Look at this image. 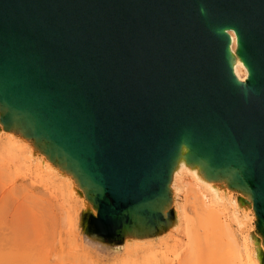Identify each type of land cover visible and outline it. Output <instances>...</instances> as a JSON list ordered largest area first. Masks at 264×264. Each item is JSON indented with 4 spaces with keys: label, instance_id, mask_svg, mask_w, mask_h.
Instances as JSON below:
<instances>
[{
    "label": "water",
    "instance_id": "1",
    "mask_svg": "<svg viewBox=\"0 0 264 264\" xmlns=\"http://www.w3.org/2000/svg\"><path fill=\"white\" fill-rule=\"evenodd\" d=\"M2 141L76 200L68 256L173 244L188 170L264 264V0H0Z\"/></svg>",
    "mask_w": 264,
    "mask_h": 264
},
{
    "label": "bare ground",
    "instance_id": "2",
    "mask_svg": "<svg viewBox=\"0 0 264 264\" xmlns=\"http://www.w3.org/2000/svg\"><path fill=\"white\" fill-rule=\"evenodd\" d=\"M231 34L234 38L233 48L236 49V36L233 32ZM236 72L241 79L247 78L248 72L244 65H237ZM13 161L19 171H28L31 178L41 179L55 190L53 192L57 196L67 200L64 223L66 231L73 232L77 226L79 209L76 200L69 196L66 184L34 168L25 151H19L5 141L0 142V179L1 167L7 169ZM175 183L179 191L181 216L179 238L173 244L166 243L162 250L129 253L119 264L160 261L176 244H179L176 247L179 258L186 264H257L249 235L241 230L243 220L235 206L220 200L211 186L188 170H182L176 176ZM3 208L0 204V264H51L55 261L57 264L67 255L64 238L63 251L51 254L47 250H37L33 240L30 241L34 236L33 233L30 235L32 224L28 219L29 214L18 207L12 212L13 221H9L7 213H2ZM78 255L100 263L89 251L84 250Z\"/></svg>",
    "mask_w": 264,
    "mask_h": 264
},
{
    "label": "rangeland",
    "instance_id": "3",
    "mask_svg": "<svg viewBox=\"0 0 264 264\" xmlns=\"http://www.w3.org/2000/svg\"><path fill=\"white\" fill-rule=\"evenodd\" d=\"M12 164L8 165L7 169L1 167L0 204L4 206L2 213H7L9 221H13L12 212L20 207L21 211H26L29 214L28 219L32 224L30 235L33 233L34 236V239L30 237V241L33 240L35 248L47 250L51 254L63 251L62 240L67 229L64 223L67 200L57 196L53 192L55 190L41 179L31 178L26 167L27 172L24 170L22 172L15 166L14 161ZM5 195L6 197H4ZM178 245L171 248L160 261L140 264H186L177 254L176 247ZM51 264H56V261ZM57 264L100 263H96L90 258L83 259L79 255L74 257L66 255Z\"/></svg>",
    "mask_w": 264,
    "mask_h": 264
}]
</instances>
